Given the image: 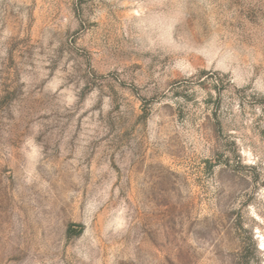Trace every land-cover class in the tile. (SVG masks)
<instances>
[{"label":"rangeland","instance_id":"obj_1","mask_svg":"<svg viewBox=\"0 0 264 264\" xmlns=\"http://www.w3.org/2000/svg\"><path fill=\"white\" fill-rule=\"evenodd\" d=\"M0 264H264V0H0Z\"/></svg>","mask_w":264,"mask_h":264},{"label":"trees","instance_id":"obj_2","mask_svg":"<svg viewBox=\"0 0 264 264\" xmlns=\"http://www.w3.org/2000/svg\"><path fill=\"white\" fill-rule=\"evenodd\" d=\"M71 232H72V229L70 228V229L68 230L69 235H71Z\"/></svg>","mask_w":264,"mask_h":264}]
</instances>
